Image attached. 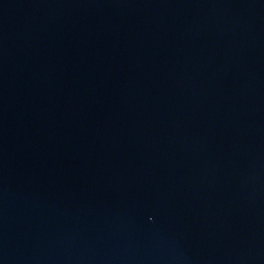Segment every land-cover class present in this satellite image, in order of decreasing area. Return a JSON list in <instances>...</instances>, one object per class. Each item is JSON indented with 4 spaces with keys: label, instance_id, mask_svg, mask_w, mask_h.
Here are the masks:
<instances>
[{
    "label": "water",
    "instance_id": "obj_1",
    "mask_svg": "<svg viewBox=\"0 0 264 264\" xmlns=\"http://www.w3.org/2000/svg\"><path fill=\"white\" fill-rule=\"evenodd\" d=\"M0 264H264V0H0Z\"/></svg>",
    "mask_w": 264,
    "mask_h": 264
}]
</instances>
